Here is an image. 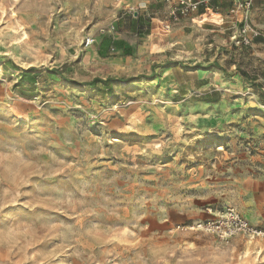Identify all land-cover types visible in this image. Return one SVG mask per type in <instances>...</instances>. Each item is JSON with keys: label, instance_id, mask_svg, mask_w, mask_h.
<instances>
[{"label": "rangeland", "instance_id": "1", "mask_svg": "<svg viewBox=\"0 0 264 264\" xmlns=\"http://www.w3.org/2000/svg\"><path fill=\"white\" fill-rule=\"evenodd\" d=\"M141 1L0 0V264H264L199 228L230 206L264 229V37L200 7L175 42Z\"/></svg>", "mask_w": 264, "mask_h": 264}, {"label": "built area", "instance_id": "2", "mask_svg": "<svg viewBox=\"0 0 264 264\" xmlns=\"http://www.w3.org/2000/svg\"><path fill=\"white\" fill-rule=\"evenodd\" d=\"M165 2L168 5L169 15L174 22H178L182 17H187L198 11L202 4L201 0H165ZM253 2L254 0H233L229 9L228 14L235 18V24H240L237 25L238 27L231 36L235 45L251 46L256 39L264 37V32L250 22ZM127 7L130 12H137L138 6L128 5ZM93 41L92 38H87L86 46L91 45ZM199 228L215 232L224 240L231 239L239 234H243L250 239H264L263 228L253 225L234 207L230 206L214 213L213 217L202 222Z\"/></svg>", "mask_w": 264, "mask_h": 264}, {"label": "crops", "instance_id": "3", "mask_svg": "<svg viewBox=\"0 0 264 264\" xmlns=\"http://www.w3.org/2000/svg\"><path fill=\"white\" fill-rule=\"evenodd\" d=\"M129 1H131L132 4H138L137 5L138 8H145L147 6L146 3L143 2V1H141V0H129ZM144 1H147L148 2L150 0H144ZM164 2H165V0H164ZM219 3H220L219 0H211V2H209L210 7L208 6V2H206V4H201L200 7H202V8H200V11L198 10L199 13L196 14V15H194L192 17V19L193 20H196V19H198V17L200 15L201 16L209 15L208 14L209 13L208 10H212L213 12L214 11L217 12L220 16H218V15H216V16L219 17V18H222V21H224L225 19H227L228 17H230V15L228 14L230 8L226 11V16H224L220 12V10H219L220 7H215V5L217 6V4H219ZM165 4H166V8L168 9V5H167L166 2H165ZM253 5H254V3H253ZM141 6H143V7H141ZM221 8H223V7H221ZM190 16H192V15H189L187 17H182L178 22H174L173 19L171 18V16L169 15L168 10L166 12V15H162V17L169 18L168 20L171 21L172 24H173L172 25L171 23H169V24L165 25L164 26V29H166L167 31L172 32V35H173V38H174L175 42H179L180 40H182V38H184V36L186 35V33L190 32L193 26H196V22H192ZM152 19H155V18H152ZM214 23H216V22H214ZM171 26H173V27H171ZM256 240L257 241H263L264 242V239H256Z\"/></svg>", "mask_w": 264, "mask_h": 264}, {"label": "trees", "instance_id": "4", "mask_svg": "<svg viewBox=\"0 0 264 264\" xmlns=\"http://www.w3.org/2000/svg\"><path fill=\"white\" fill-rule=\"evenodd\" d=\"M32 71H33V68L28 69V70H23L22 78L23 79H31V78L35 77V74H32ZM113 80H114L113 78H108L107 80H102L100 78H95L93 80V83H97V82H100V81H106L107 84H110V82L113 81ZM118 80L124 81V79H118Z\"/></svg>", "mask_w": 264, "mask_h": 264}, {"label": "bare ground", "instance_id": "5", "mask_svg": "<svg viewBox=\"0 0 264 264\" xmlns=\"http://www.w3.org/2000/svg\"><path fill=\"white\" fill-rule=\"evenodd\" d=\"M215 15H218V14H216V13H214ZM213 22H216L215 20L216 19H219V17H217V16H212L211 18H210Z\"/></svg>", "mask_w": 264, "mask_h": 264}]
</instances>
